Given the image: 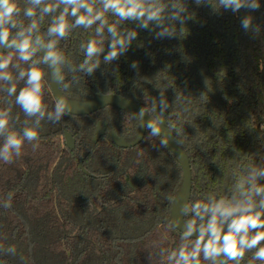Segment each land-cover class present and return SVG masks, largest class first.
Here are the masks:
<instances>
[{
	"label": "trees",
	"instance_id": "obj_1",
	"mask_svg": "<svg viewBox=\"0 0 264 264\" xmlns=\"http://www.w3.org/2000/svg\"><path fill=\"white\" fill-rule=\"evenodd\" d=\"M89 2L94 11L103 10L101 0ZM176 2L160 0L167 5L163 23L150 21L147 28L141 27L142 20L120 21L105 13L120 36L137 33L107 62L114 37L107 25L97 35L99 21L87 29L70 27L64 38L48 34L64 5L43 17L41 10L56 0H44L31 18L24 10L33 5L17 0V27L10 29L9 39L37 21L32 40L39 36L45 45L56 41L61 92L66 98L86 101L102 94L119 95L153 119L161 111V100L167 104L166 127L190 164L187 221L195 218L191 205L197 201L209 205L221 199L238 201L239 172L243 195L253 185H264V176L252 178L264 170V0L259 10L242 8L238 13L230 8L214 11L208 0L199 5L195 0H179L187 9L180 16L192 17L185 20L183 35L180 21L170 18ZM249 15L253 20L246 31L241 21ZM66 19L70 26L74 24L75 17ZM166 27H174L176 34L158 36ZM93 39L102 51L89 61V65L99 61L89 73L88 65L84 69L81 65ZM8 57L11 62L5 71L12 79L0 80V111L8 110L10 122L0 136V147L8 131L22 135L25 128L36 127L39 136L25 140L21 154L13 155L11 163L0 159V264H175L168 259L171 253L182 245L190 250L195 240H184L170 220L182 173L164 140L146 128L139 144L118 148L109 132L129 142L138 132L139 121L112 106L88 116L66 114L56 121L46 63L38 54L28 62L20 60L15 49L0 53V58ZM133 62L136 68L131 67ZM30 67L44 73L45 114L38 124L39 114L26 116L16 104V95L27 82L20 73ZM13 84L17 92L9 96L7 89ZM63 130L74 138L73 150L66 148ZM252 199L258 206L261 197ZM210 215L205 214L203 223ZM256 250H247L241 264H264L253 259ZM201 264H211L202 253Z\"/></svg>",
	"mask_w": 264,
	"mask_h": 264
},
{
	"label": "clouds",
	"instance_id": "obj_2",
	"mask_svg": "<svg viewBox=\"0 0 264 264\" xmlns=\"http://www.w3.org/2000/svg\"><path fill=\"white\" fill-rule=\"evenodd\" d=\"M101 2L103 4L102 11H94V7L89 0H56L55 4H46L41 10V17H43L44 13L54 12L61 4L64 5L63 11L54 18L53 23L48 28V34L64 38L68 34L70 27L83 26L87 29L99 21L100 24L96 29L97 35L102 33L105 25H107L108 32L114 37L110 45L111 50L105 56V61L107 62L117 57L125 49L128 40L134 38L137 33L135 31L129 32L127 38L120 36L116 25L108 24L104 17L105 13L110 12L118 17L120 21L127 19L142 20L141 27L147 28L150 21H155L158 25L163 23L164 17L162 14L167 7V5L160 3V0H101ZM201 2L202 0H195L197 5L201 4ZM29 3L33 7H28L24 10V15L31 18L36 15V6L42 5L44 0H29ZM208 3L211 4L214 11L217 8H230L233 13H238L242 8L256 11L261 7L260 0H218V4L214 0H208ZM172 7L176 11L171 14L170 18L180 21L181 27L179 31L183 35L185 31L184 22L187 19H192V17L180 16V13L186 12L187 9L179 0ZM81 9H84V13H81ZM19 12L17 0H0V45L14 46L15 51L19 53V59L25 62L32 59L38 47L46 48L47 51L42 59L46 64L51 62L53 74L55 75L58 72L55 66L61 60V56L55 51L56 41H50L45 45L41 38L37 36L35 39L36 47L33 46L32 34L38 27L36 20H33L26 29H21L11 40L9 39L10 29L17 27V21L14 17L19 15ZM69 15L75 17L74 24L71 26L66 19ZM252 20V16H245L241 21V26L247 31L252 25ZM258 31L259 27H256L255 32ZM165 34L172 37L176 34V29L174 27H166L157 33L158 36ZM101 51L102 49L97 46L96 40H89L86 59L81 65V69L88 65L87 72L91 73L96 65L99 64V61L97 60L96 64L91 65H89V61ZM10 62L11 57L0 58V80L8 81L12 79L11 74L5 71ZM35 63L33 61V64ZM131 67L136 68L137 63L133 62ZM25 75L27 76L26 86L21 88L18 95H16V104L20 106L26 116L30 117L39 114L37 118L38 124L45 114L42 95L44 73L38 67H30L27 72L21 71L20 77L23 78ZM205 84L207 86L209 82L205 80ZM7 91L9 96L16 94V85L13 84ZM160 106L162 116L167 104L161 100ZM71 111L72 106L63 97L56 101L54 112L56 121H59L62 116ZM144 112V109L139 111L138 116L141 121H143ZM52 115V113H49L50 117ZM159 119L160 117H158ZM9 122L8 110L0 111V136H4L5 131L9 129ZM143 126L150 129L151 134L154 136L160 134V129L155 122L147 121L143 123ZM38 133L39 131L36 127L25 128L22 135L16 131H8V134L4 137L3 146L0 147V159L5 163H11L13 155L19 156L21 154L25 140L29 142L37 140ZM162 143H166V141H162ZM255 175L264 176V170L255 173L252 177L253 179H255ZM253 195L261 197L258 206L252 199ZM169 199L172 198L170 197ZM257 207L260 210H257ZM191 211L195 213V218L183 221L185 230L182 233V238L187 240L197 230L199 232L198 238L190 250L186 245H182L178 251H173L168 257L169 260H174L175 264H201L202 253L203 259L211 261V264H221L218 259L221 255H223L225 261L241 264L246 251L255 248L257 250L253 259L264 262V246L261 244L264 241V185H253L251 191L244 193V199L235 203L226 202L224 199L211 205L197 201L191 205ZM181 212L183 215H187L189 205H181ZM208 213L211 215L207 223H203L204 216ZM197 218L201 223L197 224ZM181 219V217H178L176 223L180 224ZM205 237H207V240H205Z\"/></svg>",
	"mask_w": 264,
	"mask_h": 264
},
{
	"label": "water",
	"instance_id": "obj_3",
	"mask_svg": "<svg viewBox=\"0 0 264 264\" xmlns=\"http://www.w3.org/2000/svg\"><path fill=\"white\" fill-rule=\"evenodd\" d=\"M33 46L36 47L35 41L33 40ZM13 47H9L8 45H0V53H6L11 50H14ZM47 49L38 47V50L36 54H38L41 58L44 57ZM48 67V72H49V88L50 92L52 95L53 100L56 102L58 99L63 97L65 100L68 101V103L72 106V111L69 112V115L72 116H88L91 115L98 110H102L108 106H112L117 108L118 110L124 111L130 115L135 116L138 121H139V129L134 137L133 140L131 141H126L121 137H118L114 131L109 132V137L112 140L113 144L117 146L118 148H131L134 147L135 145L139 144L144 137L145 130L146 128L143 126L144 122L147 121H152L156 123V126L160 129V134L159 136L166 141V145L170 152L172 153L173 157L177 161L181 173H182V182L181 186L172 199L171 206H170V220L172 223V226L174 227L175 230L180 232L181 234L185 230V224L183 223L184 221V216L181 212V205L183 204H189L190 200V195H191V170H190V164L187 156L185 155L184 151L179 147L171 133L169 132L168 128L166 127V120L165 117L162 113L161 116V111H159L158 117L160 119L158 120V117L154 120L149 116V114L146 112L144 108L141 106L137 105L134 103L132 100L119 96V95H114V94H102L94 97L93 99L86 100V101H78L74 99H69L66 98L62 92H61V67L59 62L55 66L56 69H58V72L53 74V67L51 66V62L46 64ZM140 109H144V116H143V121L139 118L138 114ZM157 111V107H156ZM63 138L65 142V146L68 150H73L75 147V141L74 138L72 137L71 133L68 132L67 130H63ZM79 167L81 168L82 172L86 173L84 169L82 168V163H79ZM239 199L238 201H241L244 199L243 195V184L241 181V175L239 172ZM178 217H181V223L177 224L176 220ZM199 232L198 230L193 233L192 236H190V239L196 240L198 238ZM205 240H207V237H205ZM218 259L221 261V264H228L227 261H225V258L223 255L218 257Z\"/></svg>",
	"mask_w": 264,
	"mask_h": 264
},
{
	"label": "flooded vegetation",
	"instance_id": "obj_4",
	"mask_svg": "<svg viewBox=\"0 0 264 264\" xmlns=\"http://www.w3.org/2000/svg\"><path fill=\"white\" fill-rule=\"evenodd\" d=\"M155 111H156V107H155ZM157 111H158V109H157ZM157 111H156V112H157ZM157 117H158V116H157ZM154 120H155V119H154Z\"/></svg>",
	"mask_w": 264,
	"mask_h": 264
},
{
	"label": "rangeland",
	"instance_id": "obj_5",
	"mask_svg": "<svg viewBox=\"0 0 264 264\" xmlns=\"http://www.w3.org/2000/svg\"><path fill=\"white\" fill-rule=\"evenodd\" d=\"M99 129H100V127H99Z\"/></svg>",
	"mask_w": 264,
	"mask_h": 264
}]
</instances>
